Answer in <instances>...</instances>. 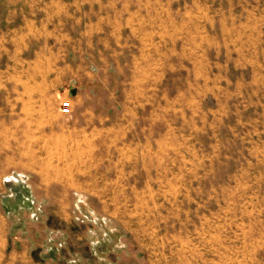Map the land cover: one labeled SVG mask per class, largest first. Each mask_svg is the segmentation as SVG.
<instances>
[{
	"label": "rangeland",
	"instance_id": "374dc122",
	"mask_svg": "<svg viewBox=\"0 0 264 264\" xmlns=\"http://www.w3.org/2000/svg\"><path fill=\"white\" fill-rule=\"evenodd\" d=\"M181 1L193 3L196 22L212 32L240 11L256 46L210 47L203 62L179 63L176 71L163 64L160 95L136 102L128 122L115 119V135L101 122L121 111H99L93 183L84 174L95 172L90 160L77 170V191H64V183L42 191L36 175L30 181L38 191L17 181L29 189L31 207H14L21 217L13 223L32 242L35 261L264 264V0ZM121 83L96 84L104 91ZM61 114L70 117L72 107ZM66 148V157L51 150L50 173L74 164L73 147Z\"/></svg>",
	"mask_w": 264,
	"mask_h": 264
},
{
	"label": "crops",
	"instance_id": "0c3cea01",
	"mask_svg": "<svg viewBox=\"0 0 264 264\" xmlns=\"http://www.w3.org/2000/svg\"><path fill=\"white\" fill-rule=\"evenodd\" d=\"M0 3V264H51L48 257L41 262L31 257L32 242L13 223L21 215L7 214L4 198L12 197L17 181L36 175L42 185L31 180V190L64 183V191H77V170L90 160L87 170L95 172L84 174L93 183L99 111H121V118H102V126L115 135V119L128 122L136 102L146 104L145 97L160 95L163 64L176 71L179 63L203 62L210 47L232 43L252 48L257 40L250 25L245 29L240 11L225 14L224 23H231L212 32L208 22H196L193 3L183 8L181 0ZM98 80H121L122 87L101 91ZM65 101L72 107L68 118L61 114ZM69 145L73 151L68 159L74 164L50 173L45 160L51 150L66 157ZM7 180L13 181L11 193L3 195Z\"/></svg>",
	"mask_w": 264,
	"mask_h": 264
},
{
	"label": "trees",
	"instance_id": "16d2710c",
	"mask_svg": "<svg viewBox=\"0 0 264 264\" xmlns=\"http://www.w3.org/2000/svg\"><path fill=\"white\" fill-rule=\"evenodd\" d=\"M13 190V195L10 197L7 195L5 199V205L7 208V214L9 217L13 216V209L16 206H21V207H31V204L27 203L26 201L28 198L30 199L31 193L27 187H22V188H12Z\"/></svg>",
	"mask_w": 264,
	"mask_h": 264
},
{
	"label": "built area",
	"instance_id": "2783aa9c",
	"mask_svg": "<svg viewBox=\"0 0 264 264\" xmlns=\"http://www.w3.org/2000/svg\"><path fill=\"white\" fill-rule=\"evenodd\" d=\"M70 104L67 102V103H63L62 107H61V112L63 114H70Z\"/></svg>",
	"mask_w": 264,
	"mask_h": 264
}]
</instances>
